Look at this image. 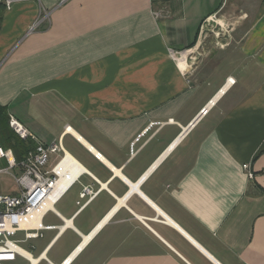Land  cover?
I'll use <instances>...</instances> for the list:
<instances>
[{"label": "crops", "instance_id": "crops-1", "mask_svg": "<svg viewBox=\"0 0 264 264\" xmlns=\"http://www.w3.org/2000/svg\"><path fill=\"white\" fill-rule=\"evenodd\" d=\"M0 104L84 167L9 264H264V0H15Z\"/></svg>", "mask_w": 264, "mask_h": 264}, {"label": "built area", "instance_id": "built-area-1", "mask_svg": "<svg viewBox=\"0 0 264 264\" xmlns=\"http://www.w3.org/2000/svg\"><path fill=\"white\" fill-rule=\"evenodd\" d=\"M15 0H0L10 7ZM66 0H61L65 2ZM158 16L160 13L155 12ZM234 80L229 78L228 83ZM207 106L202 108L199 114L188 125L182 128L178 140L184 137L186 132L193 126L198 117L207 111ZM10 128L23 140H33L34 147L30 148L21 158H17L11 148H4L0 141V160H5L7 166L0 167L1 172L10 173L17 183V192H0V264H9L14 261L19 254H24L25 250L20 246V242L29 238L42 236L43 215L53 207L68 185L62 190L57 189L62 181L64 173L58 171V166L66 157L61 140L57 142L45 143L26 127L15 115L8 114ZM68 129V127H67ZM62 155L53 164H50L52 154ZM248 172V177L253 178L254 172L250 164H244ZM16 172L11 173L10 170ZM74 180V179H73ZM92 192L89 187H85L83 195ZM18 232H23V238H16ZM70 258L64 260L62 264H69Z\"/></svg>", "mask_w": 264, "mask_h": 264}, {"label": "rangeland", "instance_id": "rangeland-1", "mask_svg": "<svg viewBox=\"0 0 264 264\" xmlns=\"http://www.w3.org/2000/svg\"><path fill=\"white\" fill-rule=\"evenodd\" d=\"M240 13L238 8H234L233 10L230 8H223L216 12L208 21L204 22L203 30H219L221 28H229L232 26V23L236 21V17ZM218 19H223V21L218 22ZM15 143V138H8L7 145L2 144L4 148H8L9 146L12 149V145ZM73 153H75L78 157L83 159V153L78 147L70 148ZM7 164L5 160H0V167L4 168ZM11 173L16 172L15 169L10 170ZM17 183L14 177L8 172L0 173V192L1 193H15L17 192ZM23 247L27 248V245L22 244Z\"/></svg>", "mask_w": 264, "mask_h": 264}, {"label": "trees", "instance_id": "trees-1", "mask_svg": "<svg viewBox=\"0 0 264 264\" xmlns=\"http://www.w3.org/2000/svg\"><path fill=\"white\" fill-rule=\"evenodd\" d=\"M6 8L5 3L0 2V18L2 11ZM15 138L12 150L17 158H21L25 152L34 147V141L21 139L9 126L7 106L0 104V141L7 145L8 138ZM8 148H11L10 146Z\"/></svg>", "mask_w": 264, "mask_h": 264}, {"label": "bare ground", "instance_id": "bare-ground-1", "mask_svg": "<svg viewBox=\"0 0 264 264\" xmlns=\"http://www.w3.org/2000/svg\"><path fill=\"white\" fill-rule=\"evenodd\" d=\"M220 91L223 92L224 90ZM69 130L72 131L83 143L87 145L84 139H82L78 134H76L72 128H69ZM57 169L59 172H62V174L64 173L62 181L57 186V189L62 190L76 177L79 172L84 170V167L79 163V161H77L75 157H73L69 152H67L65 159L61 162ZM24 252L26 253V251Z\"/></svg>", "mask_w": 264, "mask_h": 264}]
</instances>
